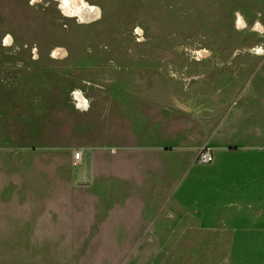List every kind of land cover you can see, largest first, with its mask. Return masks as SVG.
<instances>
[{"label": "rangeland", "instance_id": "1", "mask_svg": "<svg viewBox=\"0 0 264 264\" xmlns=\"http://www.w3.org/2000/svg\"><path fill=\"white\" fill-rule=\"evenodd\" d=\"M85 2L101 11L78 24L61 15L57 0L34 7L0 0V189L42 184L53 171L79 173L76 148L109 134L110 170L169 172L165 201L197 213L186 238L163 248L164 264H236L241 254L249 257L241 264H253L256 248L264 255V227L254 226L248 210L254 171H264V55L252 52L264 46L254 30L257 21L264 26V0ZM137 26L142 33L134 34ZM8 33L14 43L5 47ZM56 48L60 58L52 59ZM73 89L82 90L90 110L76 109ZM205 146L213 157H241V183L251 182L241 188V203L231 186L235 163L216 170L199 163ZM207 188L227 207L224 228L205 216L220 213L203 215ZM236 203L246 209L238 217ZM125 246L129 264H155L156 245Z\"/></svg>", "mask_w": 264, "mask_h": 264}, {"label": "crops", "instance_id": "2", "mask_svg": "<svg viewBox=\"0 0 264 264\" xmlns=\"http://www.w3.org/2000/svg\"><path fill=\"white\" fill-rule=\"evenodd\" d=\"M129 129L124 138L129 137L131 147L136 138ZM108 135L100 137V144L85 143L76 148L82 154L80 163H84L79 173L53 171L43 177L42 184L10 192L0 189V264H129L124 256L128 251L125 245L136 243L156 245L155 264H164L169 255L164 254L165 245L179 244L186 238L183 233L190 227L194 229L190 221L197 213L185 215L174 203L168 204L171 198L164 199V181L171 173L118 171L114 166L110 170L113 161L106 152ZM116 146L110 148L113 156ZM234 158L214 155L210 166L215 169L223 163H235L230 168L235 176L231 186L236 201L241 203V188H250L251 182L241 183V171L247 173L246 168H241V157ZM253 177L254 202H248V210L254 226L264 227V171H254ZM170 195L174 196L175 191ZM217 196L218 191L207 188L203 215L220 213L221 217L205 216L209 223L219 220L224 228L227 207L213 198ZM241 209L246 210L236 203L234 212L241 213ZM245 258L249 257L236 255V264ZM252 258L253 264H261L264 255L256 248Z\"/></svg>", "mask_w": 264, "mask_h": 264}, {"label": "clouds", "instance_id": "3", "mask_svg": "<svg viewBox=\"0 0 264 264\" xmlns=\"http://www.w3.org/2000/svg\"><path fill=\"white\" fill-rule=\"evenodd\" d=\"M38 2H43V0H28V5L30 7H34ZM79 4V6H74L76 4ZM70 5H73V7H70ZM48 5H45V7H47ZM57 8L60 11L61 15L66 17V18H76V22L78 24H83L85 23V21L83 20V18L80 16L81 11L84 8H88L89 10L92 11H101L99 9L98 5H89L88 3L85 2V0H57ZM102 14V13H101ZM259 15V13H258ZM242 17L240 16L239 13H237V26H238V30H239V23L241 22ZM264 28V26H262L260 24L259 21L256 22L255 26H254V30L260 32L261 35H264V31H261V29ZM142 33V29L137 26L134 29V34H139ZM14 43V38L13 36L8 33L4 36L3 39V45L5 47H10L12 44ZM62 51V49L60 48H56L54 49L51 53L50 56L52 59H58L60 58V52ZM66 52V50H64ZM252 52L256 55H264V46H257L255 48L252 49ZM32 59L36 60L38 59L37 56V48L34 46L32 49ZM18 66H22V65H18ZM173 75H175V73H173ZM70 97H72L73 101L75 102V107L78 111H88L90 108V101L87 99H83V92L80 89H73L70 93H69ZM79 101V102H76Z\"/></svg>", "mask_w": 264, "mask_h": 264}, {"label": "built area", "instance_id": "4", "mask_svg": "<svg viewBox=\"0 0 264 264\" xmlns=\"http://www.w3.org/2000/svg\"><path fill=\"white\" fill-rule=\"evenodd\" d=\"M81 152H75L73 158L75 159V161H80L81 160ZM199 163L202 164H209L213 161V153L211 151V149H209L207 146L202 147L199 151Z\"/></svg>", "mask_w": 264, "mask_h": 264}, {"label": "bare ground", "instance_id": "5", "mask_svg": "<svg viewBox=\"0 0 264 264\" xmlns=\"http://www.w3.org/2000/svg\"><path fill=\"white\" fill-rule=\"evenodd\" d=\"M74 6H79V4L77 3ZM70 7H73V5H70ZM98 12L99 11H92V10H89L88 8H84L81 11L80 16H83V17H87V18L96 20L98 18Z\"/></svg>", "mask_w": 264, "mask_h": 264}]
</instances>
